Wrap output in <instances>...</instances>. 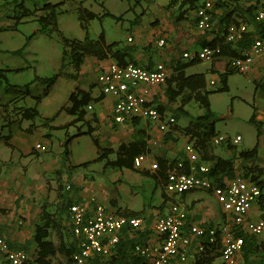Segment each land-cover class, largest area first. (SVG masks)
<instances>
[{"label":"crops","instance_id":"1","mask_svg":"<svg viewBox=\"0 0 264 264\" xmlns=\"http://www.w3.org/2000/svg\"><path fill=\"white\" fill-rule=\"evenodd\" d=\"M204 1L206 0H199L198 5H201ZM216 1L217 0H214L213 30L207 32L202 31L197 27V9L191 8L189 5L183 9L184 16L177 25L174 24L171 17L165 11L164 13L160 12L161 14L151 17L150 22L146 23V25L142 20V17L145 15V11H143L142 16L136 15L130 21L124 18V14L116 16L107 9L103 11L104 14L108 12L113 15L117 23L124 24L127 21L130 23L127 43L124 46H122L121 42L118 40L110 42L106 32L103 31L108 45L112 43H119V46L114 48V51H120L121 53L126 54L125 59L127 62L132 61L143 68L153 69L158 64H163L168 69V82L159 87H152L150 96L151 102H153L159 112L176 119V125L168 132L161 131L158 124L143 118L134 119L136 120V123H133L134 120L123 124H118L114 121L113 114L116 100L112 96H107L102 93L101 87L97 83V79L95 82H89L88 80L89 72L91 70L100 75L103 71L107 70L111 63H118L114 58L99 60L96 57H88L81 67L80 72L77 73L78 77L76 78H67L66 76L74 74L72 65H69L68 63L66 67H64V69H69V72H64V76L69 81L78 84H70V88H67V93L71 92L70 96L72 93H77L79 91L88 93L93 99L100 98V100L95 103H91L90 106L85 108L86 116L83 122L69 127L67 130L58 129L59 127L71 123L75 119L74 116L66 112V109L72 106V103H70L69 100L67 105L65 104L64 107L57 112L59 113L63 108L65 109L63 112L67 114V118L65 119L64 124L56 125L55 120L51 123V126L53 127L51 131L49 128L43 126V119L52 118L53 116L46 117L39 111L42 117L40 119L31 121L21 120V118L18 117L9 121L4 115V107L6 105H3L0 110V236L4 237L7 242L10 241L13 245L18 247H28V256L30 261L36 258L37 254V247L33 242L37 225L40 223L44 209L51 211L54 210L58 187L60 184L67 185V189H69L70 184L83 189L79 194V198L81 199L80 203L83 201H89L90 198L95 195L99 197L97 190L94 189V186H91L92 188L90 187V189L86 184V177L91 179L92 173H78L81 168L88 169L92 162L104 163V160H107V162L103 165V171H106L107 169L112 171L130 170L131 172L141 176L139 180L146 179L151 182L153 181L155 183V187L160 189L161 203L163 204L162 209L156 210V213L160 212L159 214L161 215L163 213L162 210H164L163 208H166L167 206L168 212L170 203L180 204L182 209H184L187 213L188 224L186 230H188L191 225L210 227L220 225L227 221L228 216L224 213L220 206L217 209L216 205L213 203L212 198H216L213 193L206 191H192L181 196L170 197L165 190V193L163 194L161 187L157 185L155 180L151 179L147 176V174H144L146 172L154 174L159 171V167L156 170L152 169V165L154 164L159 166L160 164H170L173 162L174 165L179 162H184V170H188L189 173L191 172V165L187 159L185 148L188 144L194 143V141L184 132V129L190 125L191 120L188 116L183 114L176 116V110L182 108L183 112H187L190 116L197 117L204 113V109L193 100L186 102L185 98L190 93L188 90L182 92L172 104H169L167 90L171 88V92L173 91L176 83H174L172 79L176 78L179 72H182L186 77L196 75L203 76L205 79L206 90L215 91L222 86V75L228 72V61L233 58L225 54L211 62L209 65H206L203 61H191L185 59L184 54L189 53L194 55L209 45H220V47L222 44L226 45L227 28L232 23H245L248 27V33L246 35L252 37V40L264 39V22H258L256 20L255 13L257 7L254 4L246 0H223L226 5V7H224L217 5ZM63 7L64 4L62 8ZM176 7L178 6L173 5L170 9L174 10ZM130 10H132V8ZM94 14L99 17L104 15ZM106 17L109 16H105L100 19L96 18L95 20L102 22ZM24 20L22 22H24ZM0 21L1 32L19 31V25L21 23H18L15 16L8 21H3L2 19ZM98 38L99 37L96 39H90L97 40ZM129 39H131V41H129ZM161 40L165 41L164 46L159 45V41ZM236 47L237 45H231L230 51L233 52L234 49L236 50ZM250 49L251 48H248L240 53L243 55L248 53ZM14 52H16V50H6V53L10 55H15ZM63 64L64 63L61 65L60 73L63 70ZM202 68H205V70H202ZM15 70L7 71L8 73H14L11 75L20 73L15 72ZM24 70L25 69L21 72ZM235 74L238 73L230 74L227 78L228 91L212 94L210 96V102L213 95L230 92L229 80ZM248 74L249 76L254 75V82L257 91L259 89L264 91V56L254 58L253 65L250 69V73ZM83 86L84 88H82ZM8 94L12 95V100H10L7 104L9 105V110H12L14 106L26 108L37 107L39 110V106L43 101L41 97V100L38 103L37 98H35L36 105L28 107L25 105L26 102L23 98H17L18 95L12 93ZM184 100L186 104L183 105ZM89 107H92V109L90 110ZM63 112H61L58 117ZM254 113L258 121L264 122V114L260 115L259 109L256 106L254 107L253 114ZM183 119L186 120V125L182 124ZM78 129H80L82 133H87L91 130L92 136L86 134L84 136H90L92 141L93 139L97 140L102 149L112 150L113 153L100 161H96L100 158L99 154V156L93 161L74 165L70 161V151V156L67 159L68 166H64L62 158L59 159L58 157L60 153L54 152L51 144H53V140L57 132H64L65 142L68 137L78 134ZM67 131L68 134H66ZM71 131H75L74 133L76 134L71 135ZM138 131L146 137L145 141L147 142V147L149 149V153L143 154L147 157L146 162L143 165V170H138L135 166L133 169H128L108 165L109 162L117 160V155L121 146H128L138 140ZM48 134L50 136H48ZM44 140L50 142L51 147ZM256 140L258 143L257 135ZM180 141H183L182 147L178 146ZM213 141L205 154L202 155L199 153L200 161L197 163V166L205 165L211 167V162L209 161L211 157L234 159L236 168L235 175H243L242 161L238 155L242 151H249L255 147L252 149H239L238 146L228 147L227 145L228 157L225 152H216L217 145H215ZM57 142L60 149L64 148V142L61 138L58 139ZM259 142V155L261 159H264V136L260 138ZM2 143L7 147L8 151L4 150L1 146ZM37 145L46 146L48 148V152L38 151L36 149ZM60 149L58 150L59 152H61ZM43 154L51 155H46V157L43 158ZM85 164L86 166H81ZM262 164L263 163L259 164L260 168L264 169V164ZM59 171L62 173L64 172L61 180L58 175ZM141 171H144V173ZM77 174L79 175L77 176ZM49 176L53 179H50ZM223 179L230 180L232 178L223 177L220 180ZM111 205L114 208L119 206L117 201H112ZM89 207H91V205ZM121 211H127L129 213H142V216L131 217H139L144 220L146 225L143 226L142 230L149 231L147 244L155 245L159 242V238L156 234H154V224L156 218L154 217L150 219V217H145L144 214L146 213V207L144 208L143 206V210L141 211H134L130 208H126ZM249 219L252 221L264 219V206L260 202L253 205L249 213ZM55 236L58 238V242L54 241ZM50 240L56 245L60 244L57 230H52ZM217 260L219 263L223 264L220 256L216 259V261ZM216 261L214 264H216ZM0 264H10L2 250H0Z\"/></svg>","mask_w":264,"mask_h":264},{"label":"built area","instance_id":"2","mask_svg":"<svg viewBox=\"0 0 264 264\" xmlns=\"http://www.w3.org/2000/svg\"><path fill=\"white\" fill-rule=\"evenodd\" d=\"M246 1L257 7L256 20L264 22V0ZM213 9L214 0H206L197 10V27L200 30H213ZM247 33L248 27L245 23H232L227 28L226 42L236 45L244 40ZM159 45L164 46L165 41H159ZM222 55V47L207 46L194 55L184 54V58L213 62ZM260 56H264V39H256L248 53L229 59L228 66L237 73L246 75L250 72L254 58ZM168 80L169 71L163 64L147 69L132 63H111L107 70L98 76L102 93L116 100L113 114L116 123L123 124L143 118L158 124L159 129L164 132L170 131L176 125V119L159 112L151 102L150 96L152 87L165 85ZM213 142L215 145L226 143L238 146L242 137L233 139L218 135ZM36 149L48 152V148L43 145H37ZM185 152L191 172H184V162L175 164L167 173L166 193L170 197H176L192 191L211 192L221 204L228 219L220 225H191L186 230L187 213L180 204L170 203L168 212L165 215L159 214L155 219L154 234L159 238V242L155 245H138L135 252L148 260L147 264H185L190 258L195 259L197 254L211 256L216 253L220 255L223 264H239L244 247V238L239 234L240 231H247L257 237L264 235V219H249V213L253 205L261 199L263 190L257 183L241 174L230 180L211 178L210 167L197 166L200 154L194 143L188 144ZM146 159L145 155L138 156L134 160L135 168L143 170ZM152 169H158V165H152ZM69 218L72 232L79 239V252L73 256V264H89L95 256L110 255L120 242L124 229L141 230L145 224L142 218L127 217L108 209L95 197L72 205ZM0 250L5 253L10 264H28L30 261L26 252L11 249L2 236Z\"/></svg>","mask_w":264,"mask_h":264},{"label":"rangeland","instance_id":"3","mask_svg":"<svg viewBox=\"0 0 264 264\" xmlns=\"http://www.w3.org/2000/svg\"><path fill=\"white\" fill-rule=\"evenodd\" d=\"M63 1L64 7L56 9V13L59 15L57 29L54 31L40 33V27L35 21L34 15H29L28 18H25L26 21L24 20L19 25V31L17 32L0 31V70L25 69L15 75H11L14 73L6 72L7 80L10 84L20 87L30 85L29 93L28 90L25 91L22 88L24 92L20 93L17 98H23L26 106L33 107L36 105L35 98L42 97L43 101L39 106V111L46 117L55 116L65 104L67 105L71 94V92L67 93V88H70V84L78 85L61 75L58 76L55 86L49 89V93L45 95L47 85L41 82V79L54 78L60 73L65 39L82 40L87 34H89L90 38L96 39L102 31H105L110 42L118 40L122 46L127 43L128 30L130 28L128 21L121 24L117 23L116 19L112 17H106L102 22L99 20L89 22L87 29H83L79 10L88 9L96 14L103 15V11L107 9L116 16L124 14V18L129 21L136 15L142 16L143 11H145V15L142 17L145 25L150 22L151 17L164 13V11L169 16L173 15L175 17H178L180 13L178 7L167 11L171 3L170 0H0V18L3 21H8L14 16H20L24 10H28L30 13L36 12L37 16H43L46 12L44 10L45 5L60 4ZM130 7L132 10H130ZM27 40L28 46L21 54L10 55L6 53V50L17 51L22 49ZM204 63L209 65L211 62ZM202 70H205V68H202ZM64 72H69V69L65 68ZM98 76V73L91 70L89 72V82H95L97 79L98 83ZM248 76L249 74H235L229 80V93L216 94L211 97L212 109L218 117L216 123L218 135L233 139L241 136L243 141L238 145L239 149H252L257 144L256 129L249 123L254 107L256 106L259 109L260 115L264 114V91L261 89L257 91L254 75ZM5 87L6 84L3 87L0 86V110L3 105H7L12 100V95L6 92ZM66 118L67 114L63 112L56 119V125L64 124ZM182 124L186 125L185 119L182 120ZM74 132L71 131L70 134H76ZM57 138H61L64 142V132L56 133L53 144L44 141L52 145L54 152L60 153L58 157L59 159L62 158L64 166L67 167L68 161L64 158V148H59ZM1 146L5 151H8L3 143ZM178 146L182 147L183 141H180ZM59 149L61 152L58 151ZM70 151V161L74 165L93 161L99 156L98 149L93 144L90 136L76 138L70 145ZM216 152H225L228 156L227 144L217 145ZM46 155L51 154H43L42 157L45 158ZM106 162L107 160H104V163ZM104 163L92 162L88 169L81 168L78 172L92 173V180L86 177V184L87 187L94 186V189L97 190L99 197L96 195V197H93L97 198L108 209L118 213L119 210H125L126 208L141 211L144 206V208L146 207V213L144 214L146 218H157L160 212L156 213V210H161L163 204L161 203L160 189L155 187V183L146 179L139 180L141 176L130 170L112 171L107 169L103 171ZM49 178L53 179L51 176ZM112 201H117L119 206L112 207ZM212 201L217 209L220 206L223 210L216 198H212ZM167 207L162 210L164 215L167 212ZM257 239L259 242H264V235ZM54 241H59L56 236ZM256 259L258 261L261 260L259 257L253 258V260ZM194 263L195 259L190 258L185 264ZM216 264L221 263L217 260ZM239 264H243V258L242 260L240 259Z\"/></svg>","mask_w":264,"mask_h":264},{"label":"trees","instance_id":"4","mask_svg":"<svg viewBox=\"0 0 264 264\" xmlns=\"http://www.w3.org/2000/svg\"><path fill=\"white\" fill-rule=\"evenodd\" d=\"M50 1V0H49ZM199 0H171L170 5L167 8V11L171 8V6H178L180 13L179 16H170L173 20L174 24H178L180 20L184 16L183 9L186 6H190L191 8L199 9L201 5H198ZM64 3L60 4H47L45 5L44 10L46 11L43 16H37L36 12L30 13L28 10H24L20 16H15L18 23H22L25 18H28L29 15L35 16V21L39 25L40 33H48L50 31H54L57 29L58 25V13H56V9H60ZM217 5L224 6L225 2L223 0H217ZM215 6V3H214ZM166 10V9H165ZM214 10V9H213ZM80 19L83 29H87L88 22L91 20L100 19L105 16L113 17L110 13L106 12L102 17L95 15L93 12L88 9L79 10ZM32 38V37H30ZM255 40H252V37L245 36L244 40L239 42L234 49L233 52L230 51L231 45L226 42V45H221L223 49V55H228L231 57H241V51H244L248 48H251L252 43ZM28 46L27 43L22 47V49L14 52L16 55L21 54ZM119 46V43H112L110 45L107 44L105 34L102 31L99 38L97 40L90 39L88 34L83 40L73 39V40H64V50H63V70L55 76L54 78H46L41 79L42 84L47 85L46 94L49 93V89H51L57 83L58 76L64 75V67L69 63L72 65L74 69L73 75H66L67 78H76L78 77L77 73L80 72L81 67L85 63V60L88 57H96L99 60H107L109 58H114L117 60L120 65L134 64L136 63L132 61H126V54L121 53L120 51H114V48ZM210 47H217L220 45H209ZM239 49V50H238ZM138 66V65H137ZM23 69L15 70V72H21ZM6 72L0 70V86L3 87L6 84V92L12 93L15 95H19L20 93L28 90L30 85L26 86H17L12 85L8 82ZM237 73L233 69L228 66V72L222 75V86L215 91H207L205 85V79L201 75H196L192 77H186L182 72H179L177 77L172 79L176 86H174L173 91L171 92V88L167 90L169 104H172L175 99L181 95L182 92L188 90L190 93L185 98L186 102L193 100L198 103L203 109L204 113L201 116L193 117L188 115L187 112H183L182 108L176 110V116L183 114L190 118V125L184 129V132L187 136H190L194 141L195 147L200 154H205L210 147L213 139L217 136L216 133V123L218 121V117L216 113L211 108L210 96L215 93H222L228 91L227 86V78L230 74ZM171 80V81H172ZM41 100L37 98V102ZM99 99H93L86 92H77L72 93L70 96V103L72 106L66 109L70 115L74 116L75 119L62 127H59L58 130H64L69 127L75 126L76 124L83 122L86 111L85 108L90 106L91 103L97 102ZM185 100L183 101V105L186 104ZM65 109L63 108L59 113H57L52 118L43 119V126L49 128L50 131L53 129L51 123L56 120L58 115L63 112ZM4 115L8 120H13L14 118L20 117L21 120H31L34 121L36 119L42 118L37 107L34 108H26V107H17L14 106L12 110H9V105L4 107ZM136 123V120L133 121ZM249 123L255 127L258 136V143L254 149L249 151H242L239 153L238 157L242 161V169H243V177L254 181L257 183L262 190H264V169L260 168V163L264 164V159L260 158L259 148H260V138L264 136V122H260L256 119L255 113L251 117ZM79 133L70 136L64 142V157L67 159L70 156V145L72 142L81 136L90 135L92 136L91 130L87 133H82L80 129H78ZM68 134V131L67 133ZM48 136H50L48 134ZM138 140L128 146H121L119 149V153L117 155V160L114 162H109L108 165L112 167L118 168H134V160L136 157L141 156L143 154L149 153V149L147 147V142L145 141V136L141 134V132H137ZM94 145L98 149V153L100 154V158L96 161H100L105 159L106 156L113 153L112 150L102 149L99 142L93 139ZM228 147H233L228 145ZM211 162V171L209 176L211 178L220 180L223 177L235 178V162L234 159H222L211 157L209 159ZM86 166L85 165H81ZM174 166V162L170 164H160L158 167L160 168L154 174H147L151 179L155 180L157 185H159L162 189L163 194L165 193V185L167 181V173ZM79 167V166H78ZM184 172L189 173L188 170H184ZM60 180L64 175V172H58ZM242 175V174H241ZM83 189L76 187L75 185L70 184L69 189H67V185L60 184L58 187L57 198L54 210L44 209L42 218L40 223L37 225V229L34 235V244L37 247L36 258L29 261L28 264H73V256L75 253L79 252V239L76 238L72 232L71 221L69 218V211L72 205L79 204L81 199L79 198V194ZM259 202L264 206V194L262 195ZM120 214L125 216H142V213H129L127 211L119 210ZM52 230H57L59 235L60 244L56 245L53 241L50 240V235ZM240 235L244 238V247L241 253V260L243 258V264H264V242H259L257 236H253L249 234L247 231L241 230ZM149 231L141 230H129L124 229L120 235V242L117 244L115 249L108 256H95L90 260L89 264H147L148 260L144 257L136 254L135 249L138 245H146L149 239L148 237ZM10 248L15 250H22L29 253V248L18 247L13 245L12 242L8 241ZM220 255L218 253L211 256H204L202 254H197L195 256L194 264H214L216 259ZM261 258V260H253V258Z\"/></svg>","mask_w":264,"mask_h":264}]
</instances>
